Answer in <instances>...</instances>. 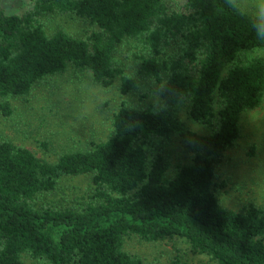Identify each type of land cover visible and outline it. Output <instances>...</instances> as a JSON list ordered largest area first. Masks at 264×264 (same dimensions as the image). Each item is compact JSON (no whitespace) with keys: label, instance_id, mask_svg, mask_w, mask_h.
<instances>
[{"label":"trees","instance_id":"obj_1","mask_svg":"<svg viewBox=\"0 0 264 264\" xmlns=\"http://www.w3.org/2000/svg\"><path fill=\"white\" fill-rule=\"evenodd\" d=\"M87 18L86 36L49 32L44 14ZM264 23L235 0H29L21 13L0 8V108L46 77L72 67L128 93L137 79L117 66L125 41L139 48V72L160 85V106H122L113 132L90 148L50 161L10 140L0 141V264H146L124 248L127 237H184L220 264H264V208L225 206L217 174L240 137L242 114L264 101ZM176 46L171 50L170 46ZM201 132L187 125L177 106ZM177 135L190 153L171 167L163 153L148 156L151 139ZM90 174L93 191L80 207L38 206L64 176ZM170 264H188L175 257Z\"/></svg>","mask_w":264,"mask_h":264},{"label":"rangeland","instance_id":"obj_2","mask_svg":"<svg viewBox=\"0 0 264 264\" xmlns=\"http://www.w3.org/2000/svg\"><path fill=\"white\" fill-rule=\"evenodd\" d=\"M171 9H184L185 0H166ZM246 12L258 15L260 0H235ZM29 0H0V8L8 13H21ZM42 21L49 32L64 29L76 36H86L97 28L87 18L66 13L44 14ZM171 50L176 46L171 45ZM133 42H123L114 53L117 66L137 79V87L123 93L117 80L111 87L94 81L90 70H75L44 78L25 95L11 97L12 112L0 108V141L30 148L36 155L55 161L64 152L90 148L92 142L106 140L113 132L114 113L122 106H160V85L155 79L139 72ZM264 56V49L243 52L238 60ZM0 101H4L0 98ZM188 126L203 132L188 113V103L176 107ZM240 137L229 149L218 170V194L222 203L235 210L250 204L264 208V101L242 114ZM163 153L171 167L186 162L190 153L177 135L151 139L148 156ZM93 191L90 174L62 177L56 188L36 197L38 206L80 207ZM124 248L140 256L146 264H170L179 257L188 264H220L209 254L195 251L184 237L174 236L146 241L137 235L127 237ZM24 264H44L23 254Z\"/></svg>","mask_w":264,"mask_h":264},{"label":"clouds","instance_id":"obj_3","mask_svg":"<svg viewBox=\"0 0 264 264\" xmlns=\"http://www.w3.org/2000/svg\"><path fill=\"white\" fill-rule=\"evenodd\" d=\"M258 20L260 23H264V0H260L258 5ZM259 34L264 36V31L258 30Z\"/></svg>","mask_w":264,"mask_h":264}]
</instances>
